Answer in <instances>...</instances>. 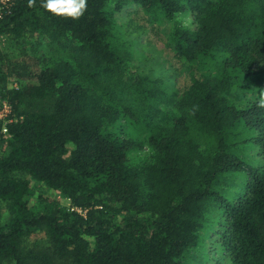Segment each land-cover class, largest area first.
<instances>
[{"label": "trees", "instance_id": "trees-1", "mask_svg": "<svg viewBox=\"0 0 264 264\" xmlns=\"http://www.w3.org/2000/svg\"><path fill=\"white\" fill-rule=\"evenodd\" d=\"M79 5L0 3V264H264V0Z\"/></svg>", "mask_w": 264, "mask_h": 264}, {"label": "rangeland", "instance_id": "rangeland-1", "mask_svg": "<svg viewBox=\"0 0 264 264\" xmlns=\"http://www.w3.org/2000/svg\"><path fill=\"white\" fill-rule=\"evenodd\" d=\"M16 86V83L15 82H10L8 83V86ZM69 154L66 153L65 156H68ZM38 188L37 190L45 195H49V194H52L53 191H51L50 189L46 188L45 186L41 185V184H37ZM57 198L60 199V201L62 203H67L65 199L63 198H60L57 196ZM0 210L2 211V215H5L6 216V209H5V206L3 203H0ZM40 236H42V234H32L31 237H30V240H32V242L36 243L38 241V239L40 238Z\"/></svg>", "mask_w": 264, "mask_h": 264}, {"label": "built area", "instance_id": "built-area-1", "mask_svg": "<svg viewBox=\"0 0 264 264\" xmlns=\"http://www.w3.org/2000/svg\"><path fill=\"white\" fill-rule=\"evenodd\" d=\"M8 0H0V3H5ZM9 107L6 103H3L0 107V123H1V133L7 134L6 123L8 120Z\"/></svg>", "mask_w": 264, "mask_h": 264}, {"label": "clouds", "instance_id": "clouds-1", "mask_svg": "<svg viewBox=\"0 0 264 264\" xmlns=\"http://www.w3.org/2000/svg\"><path fill=\"white\" fill-rule=\"evenodd\" d=\"M49 8L51 9H56L58 7H60V5L56 4V3H50L47 5ZM80 9L82 10L85 7V0H80V5H79Z\"/></svg>", "mask_w": 264, "mask_h": 264}]
</instances>
